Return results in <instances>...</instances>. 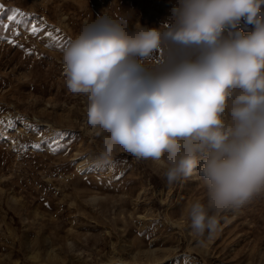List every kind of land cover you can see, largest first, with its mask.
<instances>
[{"label": "rangeland", "instance_id": "1", "mask_svg": "<svg viewBox=\"0 0 264 264\" xmlns=\"http://www.w3.org/2000/svg\"><path fill=\"white\" fill-rule=\"evenodd\" d=\"M176 4L0 0V264H264V192L194 235L185 208L206 203L199 175L168 185L158 162L123 151L101 161L107 133L67 89L63 51L86 24L107 13L159 28ZM195 55L173 44L141 63L154 72Z\"/></svg>", "mask_w": 264, "mask_h": 264}, {"label": "clouds", "instance_id": "2", "mask_svg": "<svg viewBox=\"0 0 264 264\" xmlns=\"http://www.w3.org/2000/svg\"><path fill=\"white\" fill-rule=\"evenodd\" d=\"M262 7L264 0H177L170 22L133 30L127 16L105 13L63 51L67 89L87 97V123L107 133L101 161L123 151L158 162L168 185L202 179L206 203L185 208L196 236L211 235L221 213L264 192ZM242 20L253 26L247 34ZM173 44L195 58L154 72L141 63Z\"/></svg>", "mask_w": 264, "mask_h": 264}, {"label": "snow or ice", "instance_id": "3", "mask_svg": "<svg viewBox=\"0 0 264 264\" xmlns=\"http://www.w3.org/2000/svg\"><path fill=\"white\" fill-rule=\"evenodd\" d=\"M0 9H3V5H0ZM11 11H12L13 13H19V10H18V9H12ZM7 19H8L9 21H12V20H15V19H16V16H15V15H9V16L7 17ZM0 27H6V25H0ZM31 31H32L33 34H36V33L39 31V29H38L36 26H33L32 29H31ZM57 31H58V30H57ZM46 35L49 36V37H51L53 34H52V32H47ZM9 42H13V41H9ZM69 43H70V41H69ZM66 46H67V45H62L61 50H63V48L66 47ZM28 51H29V53L31 52V50H28ZM32 147H33V148H39L40 145H39V144H34V145H32ZM52 150H53V151H56L55 148L52 149ZM112 166H113V167L115 166V162H113Z\"/></svg>", "mask_w": 264, "mask_h": 264}]
</instances>
